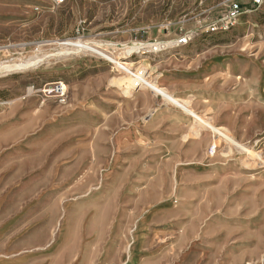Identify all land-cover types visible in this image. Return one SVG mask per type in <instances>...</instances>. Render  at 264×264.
Segmentation results:
<instances>
[{
  "label": "rangeland",
  "instance_id": "1",
  "mask_svg": "<svg viewBox=\"0 0 264 264\" xmlns=\"http://www.w3.org/2000/svg\"><path fill=\"white\" fill-rule=\"evenodd\" d=\"M232 1L0 0L2 258L264 264V3L207 31Z\"/></svg>",
  "mask_w": 264,
  "mask_h": 264
},
{
  "label": "bare ground",
  "instance_id": "2",
  "mask_svg": "<svg viewBox=\"0 0 264 264\" xmlns=\"http://www.w3.org/2000/svg\"><path fill=\"white\" fill-rule=\"evenodd\" d=\"M60 44L62 46H64V48L68 49L69 46H77V47H81L84 49H90V50H94L95 52L99 53L100 55H102L104 58L108 59L109 61L113 62L118 69H127L128 63L123 62L121 60H119L117 57H113L103 51H100L98 49H95L94 47H92L91 45H89L86 42H83L82 40H77V41H73V40H66V41H62L60 42ZM146 46H148V44H146ZM154 46V45H152ZM162 47V45H161ZM159 49L158 47L155 49L157 50ZM70 50V49H69ZM0 65H3L0 64ZM129 70V69H127ZM131 73L133 74L134 77H130L127 80H129V82L132 84H130V86H134L135 84H143L146 83L147 87H149L150 89H152L156 94L160 95L161 97H163L167 102L171 103L172 105H175L181 109H183L185 112H187L188 114L192 115L193 118L195 119L196 122H198V125L200 124L201 127H206L209 128L213 131H215L216 133L222 135L226 140L233 142L234 144H236V141L233 139V137L228 133L227 130H224L223 128H219L217 126H215L214 124H212L210 122V120L204 119L200 114H197L189 105V102L184 100L183 98L177 97L174 94H172L171 92H169V90L165 87L159 86L157 84V82H150L148 81V79H146L143 75L144 72L143 70H130ZM146 71V70H145ZM130 76V74H129ZM33 89H30V91H32ZM127 94V93H126ZM44 103V102H43ZM202 129V128H201ZM200 130V129H199ZM208 130V129H206ZM197 131V130H196ZM195 131V134H196ZM198 133V132H197ZM214 145V144H213Z\"/></svg>",
  "mask_w": 264,
  "mask_h": 264
},
{
  "label": "built area",
  "instance_id": "3",
  "mask_svg": "<svg viewBox=\"0 0 264 264\" xmlns=\"http://www.w3.org/2000/svg\"><path fill=\"white\" fill-rule=\"evenodd\" d=\"M57 2H63L64 0H56ZM264 0H252L249 3V7L245 6L243 2L234 0L231 2L229 9L222 13L219 18L209 24L207 31L219 32L227 31L235 26L238 18L245 12L252 11L253 9L261 6ZM191 41L190 35H184L179 37L178 45L189 44ZM45 97L55 98L59 103L65 104L68 99V85L64 80H58L53 83H46L42 89H40Z\"/></svg>",
  "mask_w": 264,
  "mask_h": 264
},
{
  "label": "crops",
  "instance_id": "4",
  "mask_svg": "<svg viewBox=\"0 0 264 264\" xmlns=\"http://www.w3.org/2000/svg\"><path fill=\"white\" fill-rule=\"evenodd\" d=\"M57 101V100H56ZM46 231H44V234L46 235ZM0 235L1 232H0ZM8 245L9 243H6V241H1L0 242V264H50L48 261L46 260H42V261H28V262H20L14 259H10V258H2V254L5 253L6 249H8Z\"/></svg>",
  "mask_w": 264,
  "mask_h": 264
}]
</instances>
